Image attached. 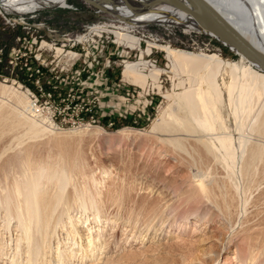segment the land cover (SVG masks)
Segmentation results:
<instances>
[{
	"label": "rangeland",
	"instance_id": "obj_1",
	"mask_svg": "<svg viewBox=\"0 0 264 264\" xmlns=\"http://www.w3.org/2000/svg\"><path fill=\"white\" fill-rule=\"evenodd\" d=\"M109 6L116 11H102L91 0H70L68 8L57 6L25 15L0 13V84L25 93L28 98L27 91L35 93L43 103L50 93L60 126V129L54 127L52 133L38 142L29 139L21 148L28 143L34 144V150L41 157L56 156L62 149L81 164L83 172L88 176L94 174L105 186V218L108 216L112 222L83 264L92 261L102 264L106 255L114 262L120 259L121 264L126 260L128 264H156L147 252L153 248L159 249L154 258L160 259L161 264H199L197 259L209 264L218 253V264H234V254L239 249L251 252L253 247L256 254L257 249L264 248V161L257 162L251 178L244 181L248 188L245 213L241 215L237 201L229 208L228 218L233 229H228L229 223L222 225L225 220L216 205L222 207L224 201L217 189V204L208 203L218 217L208 224L206 231L195 226L194 219L188 221L186 229L175 228L168 237L160 236L161 231H157L161 222L169 218L164 204L173 206L171 215H175L203 201L199 195L187 201L194 175H203L208 184L220 188L230 181L224 167L204 164L197 159L192 139L182 135L186 139L185 150L176 151L172 145H164L157 139L173 137L175 133L151 130L153 123L169 107V96L189 89L192 78L174 69L173 59L163 48L216 54L237 63L241 62L240 57L218 39L185 27L122 23L113 15L141 23L146 20L114 3ZM111 31L137 38L141 49L133 50L120 44ZM56 48H62L63 53L57 55ZM140 62H147L148 69L154 67L162 72L156 83L149 80L142 87L123 78L127 63ZM244 65L249 66L247 62ZM148 69L143 74H148ZM37 83L42 85L43 92L39 91ZM15 100L12 91L0 90V102L14 105ZM171 108L177 112L178 106L172 104ZM248 119L245 127L234 132L240 137L251 138L254 143L264 144L263 135L250 131ZM75 120L79 122L73 124ZM89 128L99 129L101 133L95 135L85 131ZM125 130L130 132L126 137L119 135ZM19 131L23 133V129H16L9 132L10 136L3 137L0 154L12 145ZM10 154L12 150L5 156ZM122 189L125 192L118 199L116 191ZM231 194L225 195L227 202L233 197ZM72 211L73 215L80 216L76 207ZM86 216L82 217L79 227L86 228ZM167 223L169 221L165 226ZM124 225L142 232L150 227L144 242L123 244L125 236L122 237V232L118 234V230L124 229ZM70 227L65 216L61 234L66 236ZM246 228L252 229L243 231ZM177 237L183 241L176 243ZM82 242L87 244L84 239ZM4 262L10 264L7 259Z\"/></svg>",
	"mask_w": 264,
	"mask_h": 264
},
{
	"label": "bare ground",
	"instance_id": "obj_2",
	"mask_svg": "<svg viewBox=\"0 0 264 264\" xmlns=\"http://www.w3.org/2000/svg\"><path fill=\"white\" fill-rule=\"evenodd\" d=\"M69 1L0 0V13L4 11L25 15L57 6L68 8ZM91 1L96 2L102 11L115 12L116 10L109 6L114 3L146 20L141 23L113 15L128 25L145 26L156 23L181 26L218 39L226 45L208 29L211 21L207 14L187 0ZM204 1L264 57V0ZM111 33L120 44L133 50L141 49V42L137 38L118 31ZM163 49L168 57L173 59L174 69L190 74L192 78L189 89L169 96V107L159 115L160 118L153 123L151 130H161L166 134L169 132L170 135L175 133L173 137L157 139L164 145H172L176 151L185 150L186 139L184 140L182 135L192 139L193 152L197 159L204 164L221 165L227 170L230 181L220 188L219 185L208 184L203 175H194L187 201L196 195L201 196L203 201L198 202L195 207L188 206L182 213L176 212L175 215H171L174 213L173 206L164 204V212H169V218L161 222L157 231H161L160 236L168 237L175 228L186 229L191 219H194L195 226L198 225L206 231L208 224L218 217L208 203L217 204V189L224 201L222 207L216 205L225 220L222 225L229 223L228 229H233L234 225H231L228 218L229 208L237 201L241 215L245 213V192L248 188L244 186V181L251 178L256 163L264 161V144L254 143L251 138L240 137L234 131L245 127V121L249 118L250 131L264 136V72H258L260 69L232 48L231 51L240 57V63L216 54H196L170 47ZM56 52L60 55L63 49L56 48ZM246 62L249 66L244 65ZM147 69V62L127 63L123 78L142 87L146 86L149 80L156 83L162 72L152 67L148 69V74H143ZM0 90L12 91L16 96L14 105L0 102V141L6 134L10 136L9 132L23 129L22 134V130L19 131L20 135L17 134L18 130L15 131L17 135L15 134L12 145L9 143L11 147L4 146L5 149L0 154V258L4 257L0 264H8L4 262L5 259L10 264H83L90 252L93 254L98 246L96 242L102 239L112 222L108 216L105 218V186L103 187V182L94 174L88 176L83 172L81 164L70 158L62 149L58 150L56 156L53 154L41 157L34 150V144L28 143L21 148L29 139L38 142V139L49 135L55 128L48 119L33 115L35 112L25 93H19L18 90L2 84ZM172 104L178 106L177 112L171 108ZM85 131L95 135L101 133V130L93 128ZM129 133L125 130L119 135L126 137ZM10 150L13 154L5 156ZM116 192L117 198L121 199L125 191L122 189ZM230 192L233 197H229L227 202L225 195ZM75 207L80 210L79 217L73 215L72 210ZM84 215H88L85 217L86 228L79 227ZM65 216L71 227L68 234L63 236L60 227ZM149 228L142 232L131 225H124V229H119L118 234L122 232V237L125 236L123 244L137 241L142 244ZM251 229L246 228L243 231L249 232ZM83 239L87 241L86 245L82 242ZM182 241L181 237H177L176 243ZM252 249L253 247L251 252L237 250L234 254V264H264V248L257 249L256 254ZM158 251L159 249L153 248L147 252L156 264H161L160 259L154 258ZM106 256L102 264H121L120 259L114 262L113 258ZM188 258L192 260L193 256ZM219 258L220 253L209 264H218ZM196 262L203 264L199 259ZM124 264H128V261Z\"/></svg>",
	"mask_w": 264,
	"mask_h": 264
},
{
	"label": "water",
	"instance_id": "obj_3",
	"mask_svg": "<svg viewBox=\"0 0 264 264\" xmlns=\"http://www.w3.org/2000/svg\"><path fill=\"white\" fill-rule=\"evenodd\" d=\"M187 1L207 14L211 21V24L208 25V29L215 36L264 72V57L253 49L221 15L211 8L204 0Z\"/></svg>",
	"mask_w": 264,
	"mask_h": 264
},
{
	"label": "built area",
	"instance_id": "obj_4",
	"mask_svg": "<svg viewBox=\"0 0 264 264\" xmlns=\"http://www.w3.org/2000/svg\"><path fill=\"white\" fill-rule=\"evenodd\" d=\"M37 88L40 92H43V87L40 85V83H37ZM29 95V100L31 103V107L34 110V116L38 118H46L48 119L51 124L55 127L60 129V126L58 125V122H56V107L51 103L52 95L49 93L47 94L48 97L44 98V103L41 101V98H39L35 93H32L30 91H27ZM45 97V93L43 94ZM48 121V122H49ZM79 120H75L73 124L78 123Z\"/></svg>",
	"mask_w": 264,
	"mask_h": 264
}]
</instances>
